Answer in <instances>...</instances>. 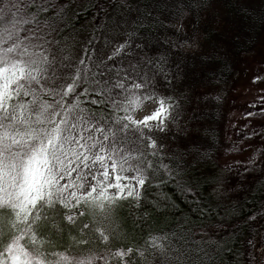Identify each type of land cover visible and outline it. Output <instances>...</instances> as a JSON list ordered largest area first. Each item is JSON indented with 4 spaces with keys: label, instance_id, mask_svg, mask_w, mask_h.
Returning <instances> with one entry per match:
<instances>
[{
    "label": "snow or ice",
    "instance_id": "snow-or-ice-1",
    "mask_svg": "<svg viewBox=\"0 0 264 264\" xmlns=\"http://www.w3.org/2000/svg\"><path fill=\"white\" fill-rule=\"evenodd\" d=\"M135 2L119 5L127 18L113 20L100 9L105 19L94 24L77 61L64 39L77 15L71 0H0V264H141V258L151 264L146 253L152 249L164 256L161 241L168 234L149 232L139 238L143 244L136 237L128 243L121 202L134 201L139 211L143 193L137 188L149 174L158 184H175L186 197L196 195L197 171L208 152L199 158L168 156L153 138L168 131L171 105L165 106L164 97L141 119L134 109L182 75L178 65L172 69L175 61L167 49L179 51L197 41L168 36L170 28L183 27L184 8L171 17L163 12L157 17L155 8L146 13L137 8L133 15ZM196 7H202L201 0ZM176 16L179 26L172 24ZM145 21L156 32L143 29ZM109 28L118 34L112 39L123 42L106 59L87 63L88 50H96L93 41L104 36L107 42ZM145 31L167 46L165 52L149 48ZM114 56L123 58L120 64L109 63ZM129 179L136 183H122ZM212 181L219 184L218 177ZM171 207L165 196L152 201L151 212ZM149 215L143 210L141 223ZM187 230V222L178 220L172 233L177 244ZM118 241L125 243L117 246Z\"/></svg>",
    "mask_w": 264,
    "mask_h": 264
},
{
    "label": "trees",
    "instance_id": "trees-1",
    "mask_svg": "<svg viewBox=\"0 0 264 264\" xmlns=\"http://www.w3.org/2000/svg\"><path fill=\"white\" fill-rule=\"evenodd\" d=\"M195 1L167 0L165 4L157 5L152 0H136L131 4V7L132 9L139 8L141 12L145 13L147 9L155 8L157 17L161 12L171 17L177 8H184L183 20H185L191 14L188 5H192ZM224 1L227 5L229 4V0ZM124 2L125 0H71V11L76 12L77 15L69 21L68 31L64 36L68 45L73 47L78 39H82V37L89 39L93 36L94 24H102L105 19L104 15L100 13L101 8L105 12H109L113 20L126 14L127 12L119 7ZM210 19V25L206 24L202 28L203 30L196 35L199 40L198 44L201 40L211 38L218 31L217 27L222 22L221 17L211 16ZM176 21H180V16H176L172 20V24L175 25ZM141 27L143 29L151 28L152 32L157 30L148 21H145ZM175 34L174 28L168 30V36L171 39L181 40ZM144 35L148 37L149 48L155 45L160 48L162 53L165 52L166 45L159 43L157 38L151 36L147 31L144 32ZM136 42L139 43V41ZM196 49L197 45L185 46L179 51L167 49L171 60L176 61L175 68L178 65L182 73L181 76H184L185 80L188 79V84L183 87L165 85L156 93L164 97L165 102L171 105V112L176 111V108L182 104L195 100L201 93L198 91V87L200 89L203 84L199 82L195 73H189V68H187L192 63V57L195 58ZM148 54L152 55V53ZM199 58L204 61L202 69L205 70L202 73L211 76L212 68L220 69L219 64H216L219 58H212V56ZM122 59L121 56H114L113 61L109 63L120 64ZM127 63L128 61L124 60V64L127 65ZM208 63L213 66L207 65ZM182 82L185 81L182 80ZM195 83L200 86L197 87ZM145 102L141 101V106ZM153 138L157 140L158 144L164 145L168 156L175 153L177 156L183 154L185 159H189L190 155L199 158V154L205 151L208 152V155L201 161L197 171L199 187L195 196L186 197L171 182L158 184L156 176L149 174L146 184L139 187V191L143 193L142 208L139 211L135 209L132 206L134 201L121 203V214L128 219L127 242L131 243L132 237H136L138 243L143 244L144 240L139 238H147L149 232L153 235L167 233L169 238L164 240L163 244L170 249V253L164 257L154 256L152 249H149L146 253V260L151 264H264V180L256 179L257 181L239 199L231 198L228 186L229 167L221 162V157L235 151V146L227 149L220 146L218 134L212 133V128L207 129L206 127L195 130L191 127L184 135L179 133L176 128L168 126L166 134L154 133ZM141 147L146 149V144ZM163 162L168 163V160L165 159ZM213 177L219 178V184L212 181ZM165 196L169 198L170 203L174 204V207H171L167 212H151L152 201ZM143 210H149L150 215L145 218L144 223H141L140 217ZM252 219L256 221L258 230L255 242L249 239ZM133 220L136 221L134 229ZM178 220L186 221L188 225V230L181 234L182 238L179 244L172 236V233L176 231ZM122 243L125 241H118L117 246ZM141 264H145V258H141Z\"/></svg>",
    "mask_w": 264,
    "mask_h": 264
},
{
    "label": "rangeland",
    "instance_id": "rangeland-1",
    "mask_svg": "<svg viewBox=\"0 0 264 264\" xmlns=\"http://www.w3.org/2000/svg\"><path fill=\"white\" fill-rule=\"evenodd\" d=\"M201 3L202 7H196L197 0L192 3L190 17L183 20L187 21L175 34L178 39L191 41L196 38L198 42L196 35L206 24L210 25L211 16L221 17L222 22L214 36L196 43L197 53L187 67L189 73H195L203 84L199 89L200 85L195 83L201 93L195 100L170 112L168 126L184 135L191 127L193 130L212 128V133L218 134L220 146L226 149L235 146L236 150L222 156L221 162L229 167L230 196L237 200L255 181L264 180V0H229L228 5L224 0H201ZM209 4L211 8H208ZM136 9H132L133 15ZM121 16L127 18V13ZM175 25L179 26L178 21ZM106 31L109 40L106 42L104 36H100L94 42L96 50H88L90 60L87 63L106 59L118 43L123 42L122 39H112L118 34L112 32L111 28ZM87 43L88 39L82 37L71 47L75 60L84 55ZM201 56L219 58L218 63H214L219 64L220 69L212 68L211 76L202 73L205 69H202L204 61L200 60ZM175 64L176 61L172 65L173 70ZM187 80L180 76L175 85L183 87L188 84ZM159 97L156 94L141 107L135 108V118L141 119L155 110ZM168 105L165 102V106ZM250 161H255L256 166L253 167ZM100 170L103 171L102 168ZM122 183L134 185L136 182L129 179ZM251 221L249 239L255 242L258 237L257 223L253 219ZM152 253L160 256L153 250ZM169 253L170 249L166 247L164 255Z\"/></svg>",
    "mask_w": 264,
    "mask_h": 264
}]
</instances>
